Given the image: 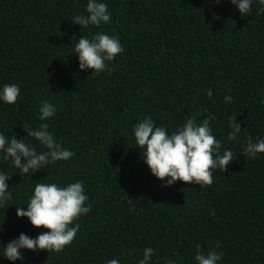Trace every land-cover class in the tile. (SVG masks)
<instances>
[{
  "label": "trees",
  "instance_id": "trees-1",
  "mask_svg": "<svg viewBox=\"0 0 264 264\" xmlns=\"http://www.w3.org/2000/svg\"><path fill=\"white\" fill-rule=\"evenodd\" d=\"M86 2L0 0V84L21 88L15 104L0 102V131L26 135L24 125L40 122L38 106L48 100L57 106L49 130L75 153L28 177L0 156L13 192L9 208H0V238L6 244L20 232L47 231L16 215L38 182L80 179L91 204L63 251L25 250L23 261L0 257V264H104L113 257L136 264L148 245L156 249L152 264L166 257L196 264L197 246L222 251L221 264H264V151L240 153L246 137L264 135V14L254 4L241 15L230 0H106L110 22L81 28L71 20L85 14ZM97 31L123 45L111 72L78 69L69 37ZM196 111L216 117L214 135L236 158L213 172L211 185L164 186L143 163L132 126L150 115L174 129ZM229 116L241 124L239 143L227 140Z\"/></svg>",
  "mask_w": 264,
  "mask_h": 264
},
{
  "label": "clouds",
  "instance_id": "clouds-1",
  "mask_svg": "<svg viewBox=\"0 0 264 264\" xmlns=\"http://www.w3.org/2000/svg\"><path fill=\"white\" fill-rule=\"evenodd\" d=\"M219 3V0H215ZM241 15L247 14L256 5V12L264 14V0H230ZM111 14L106 0H87L85 14H76L71 22L82 27L101 26L109 23ZM71 47L78 60V69L91 73L111 72L109 63L123 52L119 37L104 31L91 35H81L77 40L72 34ZM73 41H75L73 45ZM21 88L17 83L0 84V102L15 104ZM208 97H212V89H206ZM224 100L232 101V96L226 95ZM264 103V96L261 97ZM57 113L55 103L43 100L38 106L39 123L34 127L24 125L26 135L7 136L0 131V156L11 166L18 169L21 177L29 176L47 165L57 161H67L75 153L56 139L49 130V122ZM216 117L207 115L201 118L200 111L187 114L174 129L163 124H157L150 115H141L132 126L131 133L134 146L139 149L143 163L150 169L164 186L173 185L176 181L199 184L202 188L213 183V172L226 171V166L236 158L231 147L224 146L221 139L214 135L213 122ZM227 140L240 142L241 124L237 119L227 118ZM25 137L33 138L42 150L26 141ZM264 151V135L246 137L241 143V152L245 157L253 158ZM12 174L0 169V208L7 210L13 199V192L8 181ZM167 178V179H165ZM85 192L84 182L75 179L66 184L38 182L34 185L27 198V203L16 207L17 217H26L30 224L41 230L37 235L29 236L20 232L6 244L0 238V257L16 262L23 261L24 251L48 252L63 251L76 237L81 225L79 219L89 213L91 204ZM156 253L151 245L142 249V255L136 258V264H152ZM223 252L215 248L207 250L197 246L192 259L196 264H221ZM104 264H121L118 257L105 260ZM163 264H178L175 258H165Z\"/></svg>",
  "mask_w": 264,
  "mask_h": 264
}]
</instances>
